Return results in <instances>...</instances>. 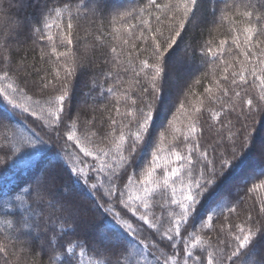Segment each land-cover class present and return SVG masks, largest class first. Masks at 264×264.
Instances as JSON below:
<instances>
[{"label":"snow or ice","instance_id":"6c2138e0","mask_svg":"<svg viewBox=\"0 0 264 264\" xmlns=\"http://www.w3.org/2000/svg\"><path fill=\"white\" fill-rule=\"evenodd\" d=\"M210 4L133 0L130 7L110 8L108 0H44L38 17L19 21L15 35L0 41V98L28 114L25 119L42 121L48 136H22L11 154L51 150L63 141L56 155L68 174V192L56 188L54 169L15 195L18 226L4 222L17 235L0 242L4 264L15 255L11 241L32 233L42 238V225L45 236L52 233L43 239L54 253L51 264H84L86 250L92 253L87 264H264V196L257 191L264 181L242 176L230 203L216 212L223 178L242 171L252 130L264 120V0H216L209 11ZM106 17L107 24L96 23ZM82 20L95 23L91 33L83 30L92 36L93 52L105 49L103 67L89 81L90 94L105 103L101 118L78 130L81 114L70 115V82L94 63L73 48ZM225 22L226 31L214 36ZM201 25L214 26L211 38L196 46L186 42ZM22 32L39 48V64L14 57L12 45ZM181 47L189 79L173 97L161 82ZM36 90L47 99L25 106L27 93ZM72 193L91 206L69 199ZM46 197L59 215L45 220L34 204L43 205ZM87 212L103 218L90 239L78 234ZM69 232L75 239L64 241Z\"/></svg>","mask_w":264,"mask_h":264},{"label":"trees","instance_id":"16d2710c","mask_svg":"<svg viewBox=\"0 0 264 264\" xmlns=\"http://www.w3.org/2000/svg\"><path fill=\"white\" fill-rule=\"evenodd\" d=\"M4 11L0 12V41L9 34L15 35L17 23L19 21H24L27 23L39 15L41 4L44 0H2ZM133 0H108V6L111 7H130L132 6ZM230 3L231 0H228ZM216 0H212V4L209 5V11L212 6H214ZM221 7L223 4L221 3ZM207 15V13H205ZM107 17L103 21H96V23L107 24ZM237 22L243 27V23L237 18ZM81 33H80V43L77 45L74 41L73 48L79 49L80 55H87L88 57L94 58V63L87 67L84 71L79 72L76 77L71 78L70 82V100L69 109L70 115L75 118L76 114L79 112L80 121L77 124L78 130L81 129L84 122L95 118L99 120L101 118V107L105 101L99 98H94L95 93L89 92V81L90 76L93 72H98L100 68L103 67L102 58L100 53L105 51V49H100L99 51L93 52L92 46V36H84L83 30L87 29L91 33L95 28V23L93 21H81ZM214 27L212 25H201L196 28L194 32L189 34L186 38L193 40L194 46L198 43H202L210 39L208 34V29ZM228 25L225 22L224 26L219 28L213 35H218L226 31ZM203 29V31H202ZM53 34L55 35V29H53ZM86 41V42H85ZM14 51L13 55L16 58L20 56L27 57V62L31 64H39V48H35L31 39L27 38L26 32H22L19 36V43H13L12 45ZM60 50H63L61 48ZM87 50V51H85ZM184 52L183 47L177 52L176 57L172 65L168 69L167 80L162 81V86L169 89L172 96L175 97L177 91V85H182L186 80L189 79L184 66L180 63L183 58ZM99 65V67H97ZM35 77H29V82ZM15 81V78H14ZM205 85L207 82H204ZM195 91H202L201 86H196ZM28 96H31V101L25 103V106H31L32 101L39 100L41 103L47 99V94H42L38 90L35 93L28 92ZM3 101V99L1 98ZM6 105L7 102L3 101ZM8 110H1L0 108V122L6 127H0V148L5 149L8 152L0 151V238L1 242L5 240L6 237H15L17 234L14 229H8L7 224L4 222L6 220L13 221L15 226H18L19 221V209L17 208L16 202L14 200L15 195L19 194L24 188L34 185V182L38 177L43 175H48L52 170H56L59 174V179L56 181V188L68 192V188L64 185L68 184V174L60 168L58 165L62 163V160L57 157L56 153L60 151L63 147V141L61 145H55L51 150L47 146L43 148H38L35 150L29 149L23 153H17L12 155L14 151V146L20 141L22 136H31L33 131L38 132L45 140L47 136L41 134L36 128L32 127L25 116L28 114H20L19 110L13 111L10 105H8ZM8 111H11L9 113ZM179 116V114H177ZM28 118L36 121L39 125L42 121H38L36 117L28 116ZM177 126H181L178 122ZM162 131V129H161ZM253 133V146L252 151L249 153L247 161L242 165V171L239 175H228L222 180L218 196L222 199V203L216 209V212L224 210L225 205L230 203L228 199L229 193L235 192V186L240 183V178L245 175H250L251 183L259 184L264 181V160L260 157L261 146H264V120H259L255 128L252 130ZM79 134V131H78ZM89 160L92 158L89 157ZM131 175V173H129ZM124 183H127L125 178ZM260 196H264V190H257ZM69 199L75 201L77 204H83L84 207L91 206V200L87 199L79 194L72 193ZM48 198L46 197L43 205H35L37 211L43 213L45 220L49 215L55 217L59 213L53 208L47 207ZM251 201H249V204ZM247 207V205H246ZM259 204L257 202L256 210H258ZM227 215V212H224ZM243 216V213H241ZM87 224L82 226L79 235L85 238H91L93 235V226L100 225L103 219L98 214L92 212H87L84 216ZM216 217L214 216V220ZM223 219V217H220ZM235 223H240L241 218L235 217ZM134 226H136L134 224ZM102 227V225H101ZM27 231V230H26ZM46 229L41 227L42 238H36L35 233L31 236H20L19 239H13L11 242L15 244V248L10 249L15 255L22 257V262H13L11 257L9 261L11 264H51L50 257L54 255L50 248L43 246V239L50 238L52 233L47 232L46 236L44 233ZM145 235H148L145 233ZM75 239V237L69 232L64 236V241ZM79 253V248L76 250ZM92 253L86 250L85 256L83 257L84 264H87ZM13 256V255H11ZM4 264V263H3ZM10 264V263H9Z\"/></svg>","mask_w":264,"mask_h":264},{"label":"rangeland","instance_id":"374dc122","mask_svg":"<svg viewBox=\"0 0 264 264\" xmlns=\"http://www.w3.org/2000/svg\"><path fill=\"white\" fill-rule=\"evenodd\" d=\"M0 108H1V110H8L7 108H8V105H6L2 100H1V98H0ZM9 113H11V111H8ZM27 120V122L32 126V127H34V128H36V130L37 131H39L41 134H44L45 136H47L42 130H41V128H40V126H39V124L36 122V121H34V120H32V119H30V118H27L26 119ZM47 139H48V136H47ZM62 142V141H61ZM61 142L59 143V144H57L58 146H60L61 145ZM61 147H62V145H61ZM1 240H2V238H0V242H1ZM11 257V261H13V262H16V263H18V262H22V257H19L18 255H13V256H10ZM9 257V258H10ZM4 263V261H3V259H0V264H3ZM9 263L11 264V262L9 261Z\"/></svg>","mask_w":264,"mask_h":264}]
</instances>
